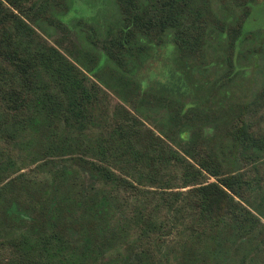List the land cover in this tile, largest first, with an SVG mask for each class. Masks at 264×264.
Segmentation results:
<instances>
[{
    "label": "trees",
    "instance_id": "1",
    "mask_svg": "<svg viewBox=\"0 0 264 264\" xmlns=\"http://www.w3.org/2000/svg\"><path fill=\"white\" fill-rule=\"evenodd\" d=\"M252 2L0 0V264H264ZM166 42L199 63L211 42V105L160 59L141 82Z\"/></svg>",
    "mask_w": 264,
    "mask_h": 264
},
{
    "label": "rangeland",
    "instance_id": "2",
    "mask_svg": "<svg viewBox=\"0 0 264 264\" xmlns=\"http://www.w3.org/2000/svg\"><path fill=\"white\" fill-rule=\"evenodd\" d=\"M251 12L254 13V17L257 19V24H264V0H253L251 5ZM51 42V38H47ZM155 58L148 60L145 64L146 68L142 70L144 75L142 77V83H146L150 77V70H153L156 61L160 59L163 61L174 73L178 74L186 85L184 98L186 100H204L205 104L211 105L214 102L211 97V92L206 89L207 84L211 82L219 75L220 68L218 65L219 59L215 56V52L211 51V42L208 51H206V58L204 62H184L178 59L173 49L169 46L168 42L164 43L162 49L158 54H154ZM259 70L250 68L246 73H240L233 77V79L227 81L224 84H228L223 91L224 96L229 99L247 98L260 85ZM152 81V80H151ZM151 83V82H150ZM143 88L147 84H141ZM109 93V92H108ZM111 102L116 101L113 94L109 93ZM218 99L220 96H216ZM32 164L21 168V170H30ZM208 180H212V177H208Z\"/></svg>",
    "mask_w": 264,
    "mask_h": 264
}]
</instances>
